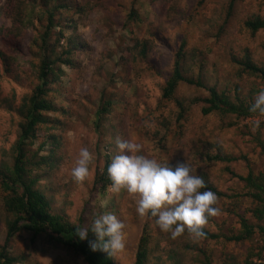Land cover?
Wrapping results in <instances>:
<instances>
[{
    "label": "rangeland",
    "instance_id": "1",
    "mask_svg": "<svg viewBox=\"0 0 264 264\" xmlns=\"http://www.w3.org/2000/svg\"><path fill=\"white\" fill-rule=\"evenodd\" d=\"M4 2L0 3V7ZM66 9L55 17L50 60L56 63L47 100L51 112L42 113L40 124L27 147L31 164L47 157L51 165L34 170L41 177L37 187L46 195L54 214L73 224L91 226L101 214L113 213L125 224V249L113 264H133L141 229L147 218L136 211V200L125 191L101 192L93 182L104 167L121 154L115 138L140 143L139 154L174 165L185 159L193 174L202 176L215 189L217 216L209 217L204 229L217 240H194L187 231L173 239L150 222L151 244L148 264H244L247 258L264 261L263 240L258 233L244 242H230L237 235L240 218L256 224L251 214L255 204L239 177L248 170L264 174V117L251 118L212 112L202 114L208 97L205 89L180 84L171 100L162 98L171 75L175 54L184 44L183 74L200 79L206 87L225 93L232 102H254L264 88V78L245 72L236 61L249 59L264 69V30L249 32L244 23L264 20V0H62ZM0 15V167L13 163L14 147L22 118L18 108L32 95L42 52L36 47L45 31L47 7L42 0H20ZM24 7L31 22L22 25L16 15ZM51 7V4L48 8ZM134 10L140 21L129 18ZM11 13V15H9ZM16 16V17H15ZM16 21V23H15ZM12 29L10 31H7ZM58 40V42H57ZM66 52L69 54L65 55ZM183 65V64H182ZM178 103L184 108L177 120ZM102 106L107 113H101ZM253 118L261 124L253 130ZM145 122L153 125L151 129ZM93 154L90 177L73 182L71 169L79 150ZM129 154V153H125ZM235 157L230 163L213 161L215 155ZM204 191V189H202ZM0 189V247L7 222ZM152 223V224H151ZM88 234L96 236L89 231ZM14 264H85L81 256L46 237L31 240L27 232L17 234L8 247Z\"/></svg>",
    "mask_w": 264,
    "mask_h": 264
},
{
    "label": "trees",
    "instance_id": "2",
    "mask_svg": "<svg viewBox=\"0 0 264 264\" xmlns=\"http://www.w3.org/2000/svg\"><path fill=\"white\" fill-rule=\"evenodd\" d=\"M19 0H0L4 2L0 7V15L2 9L13 8L15 3ZM26 0H20L22 5ZM206 0H199V5L203 4ZM236 0H231L229 8L232 7ZM46 13V26L45 31L39 40H35V46L43 54L40 66L38 69L37 81L32 95L28 97L25 103L18 108L19 116L22 118L20 124V134L17 138L14 147L13 163L10 167H0V189L5 194L3 199V207L5 212L11 217L7 222L6 236L3 245L0 247V264H14L17 259L13 258L9 252L8 247L14 237L21 233L27 232L31 235V240L34 241L37 237H46L54 246H61L68 251H71L83 259L85 264H113L111 257L104 251H92L90 243L96 241V236L88 234L86 240H80L76 235L79 224H73L68 221L63 215L54 214L51 211V204L46 195L37 187L40 176L34 170H39L37 167L42 165H51L47 157L41 158V161L31 164V156H28L27 147L31 145V138L34 137L36 128L45 122L42 113L51 112L53 106L47 100L49 93L48 86L51 84L50 76L53 74L54 65L56 63L65 64L66 60L57 58L50 60V52L56 50V46L51 44L52 30L56 27L55 17L58 12L66 9L62 0H42ZM51 4V7L48 6ZM26 9V8H25ZM24 7L17 9L18 22L22 29L24 25L31 22L26 18ZM11 15V13L9 14ZM16 17V16H15ZM129 18L134 21H140L138 14L132 10L129 13ZM16 23V21H15ZM246 29L255 33L259 30H264V20L258 17L248 20L244 23ZM9 29L7 31H10ZM58 42V40H57ZM184 44L180 45L173 61L172 72L166 81L162 98L171 100L180 84H186L197 88L205 89L208 92V97L197 100L202 102L205 107L202 108V114L208 115L212 112H218L223 115H235L236 117L251 118L257 114L249 112L250 104H245L242 101L236 100L232 102L225 93H218L214 87H206L203 82L198 79L188 78L183 74L185 67L184 60ZM69 54L66 52L65 55ZM0 59L4 58L0 53ZM183 64V65H182ZM245 72L251 75H259L264 78V69L256 66L248 58L242 61H236ZM179 114L177 120H181L184 114V108L181 103H178ZM107 107L102 106L101 113H107ZM261 153L264 154V142L259 141ZM213 161L230 163L238 160L235 157H224L215 155L212 157ZM110 165L108 157H106L104 167L94 179L93 185L101 192H105L111 184L107 174V168ZM240 181L245 183L246 188L249 190V197L255 204L254 209L251 210L256 224H250L247 219L240 218L241 230L237 235L225 236L224 239L230 242H244L251 239L256 233L260 235L264 245V174L259 173L254 175L251 170H248L246 177H239ZM204 190H211L216 195H221L215 189L206 187ZM147 220L141 229V234L138 240L134 263L133 264H148L150 258V244L152 228L150 222L154 218L146 216ZM152 224V223H151ZM205 235L202 237L204 240H217L220 238L218 234L210 233L203 228ZM256 258H259L256 255ZM205 264H210L206 256H204ZM257 261H259L257 259ZM244 264H258L254 262L253 258H247Z\"/></svg>",
    "mask_w": 264,
    "mask_h": 264
},
{
    "label": "clouds",
    "instance_id": "3",
    "mask_svg": "<svg viewBox=\"0 0 264 264\" xmlns=\"http://www.w3.org/2000/svg\"><path fill=\"white\" fill-rule=\"evenodd\" d=\"M249 112L264 117V88L255 94ZM145 124L149 129L153 127L149 122ZM252 124L253 130L258 129L261 120L253 118ZM115 144L121 154L114 156L107 168L111 191L119 193L123 190L134 198L138 215L154 218L158 229L169 233L171 238L186 231L194 240L202 238L208 218L217 216L220 211L215 207L216 193L202 191L207 187L202 176L193 174V168L185 159L172 165L139 154L140 143L116 137ZM92 162L93 154L87 148H81L71 169L74 183L82 185L90 177ZM124 228V222L108 212L98 215L90 228H78L76 235L80 240H86L88 232H93L97 239L90 243L91 250L114 256L125 249Z\"/></svg>",
    "mask_w": 264,
    "mask_h": 264
},
{
    "label": "built area",
    "instance_id": "4",
    "mask_svg": "<svg viewBox=\"0 0 264 264\" xmlns=\"http://www.w3.org/2000/svg\"><path fill=\"white\" fill-rule=\"evenodd\" d=\"M257 259H258L259 261H257ZM254 262H257L258 264H264V261H263L261 258H256V259H254Z\"/></svg>",
    "mask_w": 264,
    "mask_h": 264
}]
</instances>
